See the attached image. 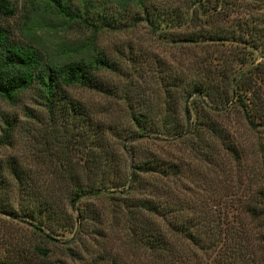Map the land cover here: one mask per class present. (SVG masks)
<instances>
[{"label": "rangeland", "instance_id": "obj_1", "mask_svg": "<svg viewBox=\"0 0 264 264\" xmlns=\"http://www.w3.org/2000/svg\"><path fill=\"white\" fill-rule=\"evenodd\" d=\"M218 1L145 0L149 23L139 21L129 27L131 20L124 17L120 23L125 27L116 31L103 29L94 36L90 50L94 49L91 53L100 50L118 64L119 75L104 74L103 77L118 89H127V99L149 102L152 116L156 115V119L163 118L166 110L173 107L174 112L169 117L181 120V110L186 107L190 114V131L203 130L205 124H213L233 137L241 150L239 165L221 158L217 161L225 165L227 172L219 173L217 167H211L214 174L199 172L197 177L188 176V179L180 181L189 191L175 187L170 194L172 202L193 199L194 195L197 211L203 210L206 215H211V218L206 217V221H211L209 225L218 216L224 226L243 231L248 238L247 234L254 233L257 228L240 214L237 200L243 203L251 192L264 190V121L263 118H253L254 125L248 129L243 115L253 108V102H264L263 49L248 41L185 44L184 40L188 36L200 38L219 31L245 38L243 30L240 32L244 25L264 28V0H222L221 4ZM102 2L103 14L118 20L117 7L108 0ZM9 5L14 9V16L0 17V26L9 28L13 40L37 50L46 63L61 65L80 58L77 49L91 37L88 31L75 26H59L52 19V22L36 24L34 31L25 32L21 26L29 6L25 0H9ZM130 11V15L134 13L143 18L140 9ZM91 53L88 51L86 54ZM208 74H212L207 78L210 80H203V83L209 82L211 96L228 99L226 102L217 100L220 104L217 107L214 106L215 101L209 103L206 98L186 95L183 90L188 79L195 75L202 79ZM68 95L87 110L89 120L97 128L94 137L101 140L104 148H109L112 169L108 177L116 180L121 155L119 141L111 136V130L120 134L130 127L124 96L105 97L77 87L70 88ZM4 120L13 127L6 141L2 140L6 128ZM76 127L80 134H90L86 121L80 120ZM68 129L63 131L65 133L52 129L44 109L37 105L30 91L20 94L13 105L0 99V264H152L143 249L121 245L120 236L124 232L121 223L118 225V209L121 212L124 196L118 194L116 188L102 190L92 196L82 195L75 203V208L85 214L89 211L99 214V222L86 220L82 226L77 227L74 223L63 232L47 234L40 228L38 230L35 215H31L33 219L29 217L30 212L35 211L34 204L12 179L11 168L29 173L38 192L43 191L42 194L54 201V211L62 208L74 222L77 218V212L66 206L65 190L57 188L60 175L57 169L63 164L65 169L68 168L62 173L64 177L86 178L89 175L87 164L91 145L87 138L85 144L74 147L75 137L72 139L69 135L73 129ZM138 144L142 146H133L158 153L165 160L178 163L177 160L181 159L186 168L192 164L189 151L178 141L162 143L148 140ZM215 149H218L217 144ZM101 160L106 162L104 157ZM217 161L211 162L218 164ZM194 187H199L197 193ZM37 197L39 195L33 199L37 200ZM43 222L51 225L46 228L55 225L53 221L43 219ZM76 231V236H72ZM243 245L249 249H245V255L241 253V259L235 260L236 264H246V261L248 264L251 259L259 264L257 251L247 241ZM181 246L182 249L187 248L186 245ZM35 247L45 249L47 256L37 255ZM214 252L207 255L193 250L198 258L196 263L190 261L185 264H211ZM221 253L219 251L214 259H221L223 263L226 258ZM230 256L233 258L232 254Z\"/></svg>", "mask_w": 264, "mask_h": 264}, {"label": "trees", "instance_id": "obj_2", "mask_svg": "<svg viewBox=\"0 0 264 264\" xmlns=\"http://www.w3.org/2000/svg\"><path fill=\"white\" fill-rule=\"evenodd\" d=\"M29 6V12L21 29L25 32L34 31L35 25L47 21L55 20L56 25L67 27L75 26L84 29L90 33L83 45H79L77 53L79 59L65 62L61 65L46 63L39 52L29 46L13 40V34L8 27L0 26V99L7 104H15L18 96L23 92H32L37 105H40L52 125V129L58 131L70 130V137L74 139V147L79 144H85L87 138L91 145L88 151V164L86 178L79 176L64 177L62 173L67 172L64 165H59L57 169L59 175L58 190H65L67 208L77 212L75 222L62 211V208L53 210L54 201H51L45 194L38 192L30 174L10 169V175L18 187L25 190L26 197L35 207L29 214L35 215L36 224L42 229L41 232L55 234L63 232L72 224L77 223V227L82 226L86 220L99 222L100 216L94 212L80 211L75 208V203L79 201L82 195L92 196L102 190L118 189V194L123 195L124 201L121 204V212L118 209V225L121 223L123 234L118 238L124 247L139 248L146 251L152 264H178V262H195L198 258L194 256L193 250L207 254L214 252V258L222 251V263L220 260H210L211 264H236L235 260L241 259V253L245 255L249 247L244 246L243 242L253 247L257 251L259 264H264V190L258 189L249 194L243 203L237 200L240 214L245 216L248 223L254 225L257 230L252 234L238 232L232 227L224 226L219 217L209 225L206 221L211 215H206L205 211H197V206L192 198H184L172 202L171 189L175 187L187 189L180 183L188 176L197 177L214 171L211 167H217L219 173L225 172V165L219 161L225 158L239 165L240 149L233 137L223 129L213 124H205L204 129L190 131L188 109L184 107L181 110V120L177 117L170 118L174 112L173 107L163 115V118L156 119L152 116L151 104L145 100L127 99V89L119 88L104 78L103 75H119L120 68L117 63L111 61L100 50L91 53L93 38L103 29L112 31L123 27L121 19L131 20L129 27H133L139 21L149 23V14L144 8L145 0H108L118 9V20L107 18L102 9L104 0H25ZM222 0L218 1L221 4ZM138 8L141 10L143 18L136 14L130 15V10ZM14 16V9L10 7L9 0H0V17L10 18ZM150 17H153L150 15ZM143 19V20H141ZM244 36L234 35L232 32H221L208 34L198 38L197 36H188L185 38V44L203 42H249L258 47H262L264 58V28L254 25H244ZM89 49V50H88ZM91 54H86L87 52ZM212 74L200 79L197 75L188 79L186 82V95H196L199 99L206 98L211 103L217 100L227 101L225 97L211 96L212 88L209 82L203 83V80H210ZM81 88L105 97L118 98L124 96L127 103V123L131 127L118 134L111 130V136L115 141H119V151L121 158L117 163L118 175L116 180H110V150L104 148L100 139H96V126L92 124L87 115V110L77 101L72 100L68 95L70 88ZM246 93L250 91H245ZM147 103V105H146ZM252 109H249L247 115H243L245 126L251 129L254 125L253 118L264 121V102H253ZM26 117L28 115L26 114ZM86 121L90 134L85 136L80 134L76 124L80 121ZM6 128L3 130L5 141L11 134L12 126L4 120ZM56 127V128H55ZM60 131V132H61ZM65 133V132H63ZM62 135V133H60ZM57 136V135H56ZM80 140V142H79ZM162 142L178 141L189 151V159L192 161L190 166H185L182 160L178 163L165 160V158L146 148L137 149L141 141ZM116 142V143H117ZM101 143V144H100ZM216 144L218 149H215ZM136 145V146H133ZM211 145V149L209 148ZM213 151V153L211 152ZM98 152V153H97ZM112 156V155H111ZM102 157L106 162L102 163ZM215 160L218 164L211 162ZM230 163V162H229ZM71 169V168H70ZM227 172V170H226ZM71 173V172H70ZM186 174V176H185ZM188 174V175H187ZM204 178L205 175L203 176ZM190 180V179H189ZM207 180V179H206ZM194 182V179H191ZM195 192L199 187H194ZM69 191V193H68ZM34 200V196H38ZM201 199V197H200ZM60 201V200H59ZM59 207V206H58ZM54 214H53V213ZM188 213V216L185 214ZM91 216L90 218H88ZM33 219V218H32ZM44 220L55 222L53 228ZM160 221V222H157ZM48 222V223H49ZM123 222V223H122ZM162 224L164 227H161ZM207 226H206V225ZM209 225V226H208ZM240 226V222L238 224ZM72 227V226H71ZM46 234V235H47ZM77 231L72 236H76ZM120 242V241H119ZM181 245H186L182 249ZM244 246V248H243ZM246 249V250H245ZM34 252L40 257H46L47 251L38 247ZM252 253V252H251ZM232 254L233 258L230 256ZM238 263V262H237ZM247 264V261L244 262ZM242 264V263H241ZM248 264H258L254 259Z\"/></svg>", "mask_w": 264, "mask_h": 264}]
</instances>
